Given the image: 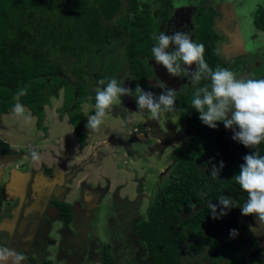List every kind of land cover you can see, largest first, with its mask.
Listing matches in <instances>:
<instances>
[{
  "label": "trees",
  "instance_id": "obj_1",
  "mask_svg": "<svg viewBox=\"0 0 264 264\" xmlns=\"http://www.w3.org/2000/svg\"><path fill=\"white\" fill-rule=\"evenodd\" d=\"M160 2L161 8L155 14L148 5L143 6V13L137 11V0H0V114L20 103L32 112L41 129L44 107L63 88L65 108L60 116L73 106L68 111L69 120L80 144H84L87 118L80 104L88 94L95 102L96 91L89 90L91 86L99 85L101 79L107 83L116 78L124 81L123 86L128 80L151 91L145 82L149 75L146 58L152 56L151 49L157 43L153 34L160 24L158 12L161 17L165 15L171 0ZM212 20L209 12L202 13L197 43L204 45V59L210 68L235 73L243 63L223 59L221 37L214 34ZM122 47L121 57L111 60L113 68L105 72V62ZM209 83L205 79L195 87ZM25 86L26 95H19ZM193 93L189 98L176 94L175 108L194 133L172 154L173 177L161 187L147 207L146 216L135 226V234L148 253L146 264H183L182 250L191 253L195 264H220L231 247L249 249L250 263L264 264L255 234L238 219L248 196L235 180L245 155L253 151L264 155V142L254 149L239 142L236 148L231 147L222 122H217L215 129L201 122L192 108ZM0 147L9 152L10 147L1 139ZM221 161L224 167L214 178L210 174L212 166L219 167ZM199 166L211 169L201 173ZM221 195L231 197L236 206L227 210V215L213 219L207 202L216 204L219 212ZM231 229L238 233L230 236ZM103 252L102 263L112 264L107 246ZM115 264L134 262L130 258Z\"/></svg>",
  "mask_w": 264,
  "mask_h": 264
},
{
  "label": "flooded vegetation",
  "instance_id": "obj_2",
  "mask_svg": "<svg viewBox=\"0 0 264 264\" xmlns=\"http://www.w3.org/2000/svg\"><path fill=\"white\" fill-rule=\"evenodd\" d=\"M190 1L191 0H171V4L166 8L167 13L165 15L161 17V15H159L158 12L157 21H159L160 24L158 25L156 34H159V32L161 31H163L166 35H171L177 31L187 32L191 36L193 41L197 43L196 36L198 34L197 31L199 29L200 18L202 16V13L209 12L210 15H213V20L211 23L212 30L214 34L218 36L215 30V21L218 17V12L221 11V8L219 6L220 3L217 0H205L204 2L202 0H192L191 3ZM235 1H239V0H235ZM247 1L248 0H243L241 3L235 2L237 3L235 5L240 4L241 6L244 7L246 6ZM251 1L253 2L255 0H251ZM257 1L258 0H256V2ZM137 3L140 6L136 10L141 11L142 13L145 10L143 9L144 5H148L150 10H153L155 14H156L155 11L156 10L159 11V8H161L160 0H137ZM123 7H126V5H124ZM255 8L257 12H256L254 27L260 26L264 28V3H262V5L257 4ZM261 31H262L261 34H263V36H260V38L256 40L258 41L259 44L254 41V44L252 46L250 44L246 45L245 46L246 52L244 54L234 55L230 59L227 57V54L223 52V47H222L223 44L221 43L223 41V36L221 37L219 41V45H220L219 50L223 59L225 61L239 60L241 63H243L242 68L235 72V74H237V77L240 75L249 74V77L245 78V80L264 79V30ZM125 40H126V36H125ZM120 50L122 53L123 47ZM171 50H172V46H170L169 48V51ZM112 56L113 58H111L109 62L107 61L105 62L104 67L107 70H110V67H112L110 65L111 60L116 59L113 53ZM146 66L149 70V75L148 77H146L145 82H147L149 88L151 89V92H153L155 95L158 96L163 91V89L159 87H154V85L161 83H163L165 87L175 90L176 94L179 95L183 94L184 97L189 98L190 94L193 93V87H192L193 85L191 84L190 75L182 74L180 77L172 76L167 72V70L162 65L157 64L154 57L152 56L146 58ZM187 67L189 68V71H194L196 68L195 64ZM112 71H114V69ZM60 74H62V72H60ZM85 83H88V81H85ZM137 85H138L137 83H132L127 80L125 87H129L134 91ZM97 88L101 89L102 87L100 85H95V86H91L89 90L92 89L97 92L98 91L96 90ZM61 89L63 93V106H65L64 89L63 88ZM61 89H59L58 92ZM89 97L93 102L90 94L86 96V99ZM82 103L80 104V107H82L81 106ZM72 107L73 106L71 105L65 109L64 112L67 113V116H68V111ZM56 111L59 113L61 110H56ZM92 111L95 110L92 109L90 112ZM173 112H174L173 115L177 114L180 121L184 122L187 131L186 135L182 134V136H179V139L177 138L179 143L177 145L174 144V147L172 148L169 154L170 160L172 161L174 166L175 162L172 159V154L178 147L185 146L189 142L194 131L188 126L186 119L182 117L181 112L177 108H174ZM108 114H114L115 116H120L124 119L123 125L125 129L128 130L127 132H129L131 128V131L129 132V136L130 139L135 141V143L140 141L139 134L142 132H143V137L141 141L142 142L150 141L143 150L138 148L137 149L132 148V152H135L136 154L135 153L134 154L138 158L148 157L149 155L152 156L153 154H156L158 156L161 155L162 152L166 149L167 142L175 138L173 136H170L173 133L172 131L174 130L175 124H173V122L170 123L166 122L165 124H162V128H164L165 130L162 131L161 127L159 126V122L161 121V119L158 118L157 120H152L151 114L149 115L148 111L146 110L140 111L136 104L135 96H127V95L123 96V99L121 100V104L119 106H113L112 112H109ZM136 115H138L139 118ZM58 116L61 118L63 114L60 116L59 113ZM85 117L88 119L86 115ZM135 118L136 120H134ZM133 124H137L138 126L133 127ZM139 128L141 129L138 130ZM222 128L224 130L225 137L227 138L230 146L236 148L238 141L234 140L233 142L232 129H226L223 123H222ZM141 130L142 132H140ZM236 130L238 131L239 129L237 128ZM181 137L183 139H180ZM78 143H79V149L82 150L81 149L82 146L79 140ZM8 146L10 147L9 144ZM57 149L58 151L57 153L54 154V157L57 158L59 161L56 170L58 172V170H61L62 168H65L67 167V165H69L67 164V162L69 163V159H71V156L70 155L68 156V154L66 155V153L63 150H61L58 145H57ZM8 154H11V156H8V158L4 156ZM20 154H21L20 151L12 150L11 147L9 148V152L5 153L2 151V148L0 147V244H4L9 248H12L16 251L23 253L26 257V261L24 262V264H103L102 255L98 251V249L102 245L99 240L87 239V236H85L84 232L79 234V233H70V231L69 233L66 234V237H63L64 239L62 238V236H64L66 230L68 229V224L70 223V220L76 218V213L78 212V209L76 208L75 205L76 203L68 205L67 203L58 202V200H54V201H49L47 204L42 202L40 205L39 204L35 205L34 208H31L30 206L29 207L26 206V203L27 204L31 202L33 203L34 201V200L29 201L28 199L29 193L32 190V185L34 183L33 176L35 171L32 167L34 161L31 158L30 154L27 155L26 157L27 159L24 156L25 160L23 156H21ZM86 156L88 157V155ZM148 160L149 157L146 159V167L147 165L148 167H150V160H149V164L147 163ZM14 164H17V166H14ZM68 167H69V171L64 178L66 182H70L72 180L73 178L72 175L75 174L79 168V166L73 165V162L70 163V166ZM19 168L24 171L28 170V175H29V176L27 175L26 177L27 185L25 184L26 185L24 192L25 195L22 201L20 194L13 195V197L11 198L6 197V192L8 191L9 193L12 194L15 193L14 183L16 178H14V175L19 173L18 172V170H20ZM53 169L54 168L51 167L49 169H43L44 171L42 169H38V171L40 173L43 172L44 174L49 176L50 182H53L55 178L60 179L59 172L55 174ZM173 169L174 168L172 167L171 176L167 178V180L173 177V172H174ZM208 169L211 168L205 166H199V171L201 173ZM167 180H165L162 186L166 183ZM142 184L143 181L140 183L141 185L140 190L138 188V191L139 193H141V195H143ZM104 193L105 191L102 190V188H99L98 194L96 195V199H99L100 196L103 195ZM245 195L248 196V194ZM148 198L153 202L154 197L149 196ZM136 199L138 200L139 197H136ZM136 199L129 202H121V204L124 203L122 205L128 204L127 206H130V203L133 202L134 204L132 203L131 204L135 205L136 202H139ZM26 200L29 201V203ZM81 201L85 202V200H83V197L81 198ZM94 203L96 202H90L92 206L89 207V210H88V206L84 207L87 209V214L85 212L87 216L85 215V218L88 217L91 220L94 218L95 209H96V207H94L93 205ZM121 204L120 205L115 204V207L118 206L119 209L117 212L119 214V220H118L119 223L116 229L118 228V230L119 229L120 230L115 234L116 229H114L115 230L113 236L114 238L110 246L111 252H109L113 260L112 264L119 262L117 261L118 255L120 257V261H121L120 263H123L125 260H129L131 258L134 264H146L149 257L147 251L144 248L145 244L144 242L139 240L135 234V226L137 223L136 208H138V205L131 206L129 210L126 209L127 210L126 212L125 209L121 207ZM121 208L123 209V211H121ZM131 208H133L132 211ZM129 222L130 224L127 225ZM247 227L250 228L249 226ZM93 230L94 228L92 226L89 228L88 232H92ZM222 232L223 231H219V234H221ZM57 238H58V242L56 241ZM257 244H258V239H257ZM258 247L260 249L259 244ZM66 248L70 249L69 252L70 256L67 257L70 261L60 262L59 259L62 257L63 254L62 251H65ZM240 250L243 251L246 250L247 254L246 255L244 254V258L241 259L240 263H236V264H251L249 249L242 248ZM185 253L186 252H184L183 250L180 252V255L182 256L183 264L188 263L185 262V258L188 257V254L184 255ZM187 253L190 254L189 256L190 259L196 261V259L192 257L190 252ZM260 253H261V249H260ZM261 255L264 256V254L262 253ZM71 260H73V262H71ZM222 260L223 259L219 261L220 264H222L223 262ZM195 261H190V264H195ZM207 263L208 261L204 262L203 264H207Z\"/></svg>",
  "mask_w": 264,
  "mask_h": 264
},
{
  "label": "clouds",
  "instance_id": "obj_3",
  "mask_svg": "<svg viewBox=\"0 0 264 264\" xmlns=\"http://www.w3.org/2000/svg\"><path fill=\"white\" fill-rule=\"evenodd\" d=\"M153 39L157 43L151 49L152 57L169 74L176 77L190 75L194 87L202 80L210 81L209 84L195 87L191 101L192 108L197 110L203 124L215 129L217 122H222L226 129H232V139L248 148L254 149L264 142V79H237L236 74L229 69L217 67L213 70L204 59V45L194 42L187 32L177 31L166 35L161 31L159 34L154 33ZM193 64L195 70L189 71L187 66ZM98 84L104 87L96 92L95 114L88 117L86 124L93 132L100 130L105 116L112 112L113 106L121 104L120 98L125 95L135 96L138 109L150 112L152 120H157L162 111L171 112L175 108L176 91L165 87L163 83L154 85L163 89L158 96L139 85L133 91L123 86L124 81L116 78H111L107 83L101 79ZM26 88L19 95H26ZM12 112L17 117H23L26 123L31 122V116L25 115L22 104L16 103ZM31 158L34 161L40 160L36 151L31 152ZM243 160L235 176L240 188L248 194V199L241 207V214H254L257 221L264 223V155L253 151L245 155ZM223 167L222 161L219 167L213 165L210 174L218 178ZM218 203L221 206L219 212L216 204L207 202L213 219L227 215V210L236 206L231 197L224 195L218 198ZM237 233V229H231L229 234L235 236ZM25 261L23 253L0 244V264H24Z\"/></svg>",
  "mask_w": 264,
  "mask_h": 264
},
{
  "label": "rangeland",
  "instance_id": "obj_4",
  "mask_svg": "<svg viewBox=\"0 0 264 264\" xmlns=\"http://www.w3.org/2000/svg\"><path fill=\"white\" fill-rule=\"evenodd\" d=\"M217 1L220 3L219 6L221 11L224 10V4L230 3V0ZM229 52L230 51L228 50V53ZM231 52L233 53V51ZM224 53L227 54V51L225 50ZM120 54L121 51L113 53L115 58L121 57ZM107 71L108 70L105 69V72ZM247 77H249V74L240 75L237 77V79H245ZM96 90L100 89L97 88ZM122 99L123 96L120 98V100ZM49 101L50 103L44 107L46 110V116L43 122V128L41 129H39L36 124V117L25 106V115L30 114L31 122L26 123L23 117L15 116L12 110L1 114L0 139L8 143L12 150L24 152L26 155H31L32 151H36L38 155H47L48 157L50 154L52 155V151L56 149L55 143L57 144L60 140L59 138L62 137L61 145L63 149L69 152L70 155L71 151H69V148L72 147L74 150H76L78 147V140L73 132V125L71 124L67 113L64 112L65 110L63 111L64 113L61 118L58 116L59 113L56 111L63 110L65 108L63 106L62 89L58 92L57 96H51ZM81 106V110L87 117L94 115L90 111L92 109L95 110V103L91 101L90 97L87 98ZM173 113V111H162L160 113L159 119H161V121L159 122V126L161 127V130L165 131L164 128H162V124H165L166 122H173L175 127L172 131L173 133L170 136L175 138L167 142L166 149L161 155L158 156L153 154L152 156H148L150 160V167H148V165L146 167V159L148 157L138 158L135 155L136 153L132 152V148L143 150L150 141H141L143 137L142 130L140 131L142 133L139 134L140 141L135 143V141L130 139L129 132L131 131V128L129 132H127L128 130L125 129L123 125L124 119L122 117L115 116L114 114H107L104 118V123L100 126L99 131L93 132L86 127L85 132L87 133V142H84L83 145L81 144V149L85 150L86 152L87 146L90 148V150L92 147H98V151H100L104 157H96L94 162L90 166L86 167L82 174L78 175V178L83 177V179L90 186H101L102 190H108V194L104 196L103 201L96 210L95 218L92 224L94 230L92 232L87 231L85 233L87 239H97L101 242L102 245L98 249L101 255L104 254V246H107V249L109 248V252H111L110 246L114 238V228L111 225V219L117 215L119 210L118 206L115 207V203L117 205L121 204V202H117L116 197L119 195L122 198L130 197L131 199H136V197H139V199H141H136L139 202H136L135 205H132L134 204L133 202H131L132 204L130 203V206H127L128 204L122 205L124 203L121 204V207L125 209L126 212V209L129 210L131 206L138 205V208H136V217L138 222V220H140L143 216H146L147 206L152 202L148 197L152 196L155 198L162 184L165 182V180H167V178L171 176L173 163L170 160L169 154L174 147V144L177 145L179 143V136H182V134L186 135L187 133L184 122L180 121L178 115H173ZM150 114L151 113L149 112V115ZM136 116L138 117V115ZM134 120H136V118ZM134 126L138 125L133 124V127ZM140 129L141 128L138 130ZM180 139L183 138L181 137ZM98 142H100L99 145L96 144ZM75 154L76 155L74 156L70 155L73 164L78 160L76 156L79 154L76 151ZM149 160L147 161L148 164ZM79 165H81V162L78 163V166ZM14 166H17V164H14ZM142 181L143 195H141V193L138 191V188L140 190V183ZM75 183L76 181H74V184ZM121 186L122 188H120ZM79 201L81 202V200ZM122 208L121 211H123ZM132 210L133 208H131V211ZM238 218L243 222V224L249 226L254 232L258 239L261 253L264 254V223L257 221V218L254 214L242 215L240 213ZM81 220L83 223L86 221V219H82V217ZM130 222L127 225H129ZM118 223L119 222L116 221V227ZM119 230L118 228L116 231L114 230L115 234L119 232ZM186 254H188V257L185 258V262H188L187 264H190V261H195L189 258V253H185L184 255ZM244 254H247L246 250H235L231 247L226 251L225 258L222 260V264L240 263L241 259L244 258ZM117 261L121 262L119 255Z\"/></svg>",
  "mask_w": 264,
  "mask_h": 264
},
{
  "label": "crops",
  "instance_id": "obj_5",
  "mask_svg": "<svg viewBox=\"0 0 264 264\" xmlns=\"http://www.w3.org/2000/svg\"><path fill=\"white\" fill-rule=\"evenodd\" d=\"M242 1L243 0H239V1L230 0V3L224 4V8H223L224 10L221 12L220 11L218 12V17L215 21V30H217L218 36L220 37L223 36V41L221 42L223 44L222 45L223 51L224 52L225 50L227 51V54H228L227 57L229 59L232 58L234 55L244 54L246 52V48H245L246 45L250 44L252 46L254 44V41L258 43V41L256 40L259 39L260 36H263V34H261L262 32L261 30H264V28L260 26L254 27V24H255L256 12H257L255 7L257 4L262 5V3H264V0H258L257 2L256 0L253 2L251 0H248L246 6L244 7L241 6L240 4L235 5L237 4L235 2L241 3ZM227 49L230 51L229 53ZM231 51H233V53ZM45 116H46V110H45ZM86 124L87 123H85L84 128H83L84 133L86 134L84 138L85 143L87 142V133L85 132ZM59 139H60L59 142L57 144L55 143L56 149L52 151V155L50 154L48 157L47 155H43V156L39 155L40 160L38 161L33 160L34 163L32 164L33 165L32 167L35 171L34 176H33L34 183L32 185V190L29 193L28 199L29 201L34 200L33 201L34 204L32 202L29 203V201L26 200L29 203V204L26 203V206L27 207L30 206L31 208H34L35 205H38V204L40 205L42 202L47 204L49 201H54V200H58V202L67 203L68 205L76 203L75 205H76V208L78 209V212L76 213V218H73L70 220L71 222L68 224V229H67L68 232L66 230V233L64 234V236H62L63 238V237H66V234L69 233V231L70 233H79V234L83 232L86 233L89 230V228L92 227L95 216L92 220L89 219L88 217L85 218V215L87 214V209L84 207L88 206V210H89V207L92 206L90 202H96L93 204L94 207H96L95 209V213H96V210L99 208L101 202L104 199V196L108 194L107 193L108 190H106L105 193L101 195L99 199H96V195L98 194V189L102 187L93 186V185L90 186L83 179V177L78 178V175L82 174L83 171L86 169V167L90 166L94 162L96 157H104L100 153V151H98L99 150L98 147L96 148L92 147L90 150V148H88L87 146V151L85 152V150L79 149V143H78V147L76 150H74L72 147L69 148V151H71L70 152L71 156L76 155L75 151L79 154L78 156H76V158H78L77 162H75L73 165L78 166V163L81 162V165H79L78 171L72 175L73 178L70 182H66L64 178L69 171L68 166H70V163H72V160H71L72 158L69 159V163L67 162V164H69L67 165V167L62 168L61 170H58L60 174V179L55 178L53 182H50L49 176H47L43 172L40 173L38 171V169L43 170V169H49L52 167L54 168L53 170L55 174L58 173L56 170H57L59 161L57 158L54 157V154L57 153L58 151L57 145L59 146L61 150H63L66 153V155L68 154L69 156V152L63 149L61 145L62 137H60ZM99 143L100 142L96 144L99 145ZM20 153H21L20 155L23 156V158L24 156L25 158L27 157V155H24V152L20 151ZM86 155H88V157ZM18 172L20 174L18 173L14 175V178H16L15 183H14L15 193L12 194V193H9L8 191L6 192V197L11 198L13 197V195L20 194L21 201H22L24 199L25 187L27 185L26 177L28 175V170L24 171L20 169L18 170ZM74 181H76L75 184H74ZM120 188H122V186ZM82 197H83V200H85V202L79 201L81 200ZM116 200L117 202H129V201L134 200V198L133 199H131L130 197L122 198L121 196L118 195L116 197ZM81 217L82 219L83 218L86 219V221H84L85 223H83V221L81 220ZM118 220H119V214L117 213V215H115L111 219V225L113 226L114 229H116L115 224H116V221ZM113 236H114V230H113ZM56 241L58 242V238ZM69 252H70V249H67V248L65 251H62L63 254H62V257L59 259V261L60 262L70 261L67 258L68 256H70ZM71 262H73V260H71Z\"/></svg>",
  "mask_w": 264,
  "mask_h": 264
},
{
  "label": "water",
  "instance_id": "obj_6",
  "mask_svg": "<svg viewBox=\"0 0 264 264\" xmlns=\"http://www.w3.org/2000/svg\"><path fill=\"white\" fill-rule=\"evenodd\" d=\"M4 156L8 158V156H11V154H8V155H4Z\"/></svg>",
  "mask_w": 264,
  "mask_h": 264
}]
</instances>
